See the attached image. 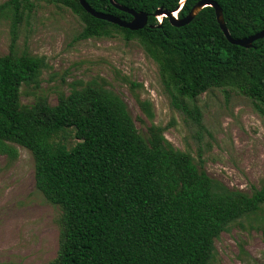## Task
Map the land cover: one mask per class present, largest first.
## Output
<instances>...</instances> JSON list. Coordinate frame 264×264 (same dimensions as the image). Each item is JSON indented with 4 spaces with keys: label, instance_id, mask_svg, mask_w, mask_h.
<instances>
[{
    "label": "trees",
    "instance_id": "obj_1",
    "mask_svg": "<svg viewBox=\"0 0 264 264\" xmlns=\"http://www.w3.org/2000/svg\"><path fill=\"white\" fill-rule=\"evenodd\" d=\"M145 12L148 25L132 31L95 18L80 0H46L70 9L82 22L77 40L121 35L136 40L157 64L171 105L205 130L196 100L213 90L233 89L264 114V38L253 47L232 44L214 8H203L187 25L159 24L157 9L175 11L181 0H114ZM201 0H185L184 18ZM235 39L264 31V0H212ZM94 10L130 21L110 0H86ZM36 5L8 0L0 16L11 18L10 51L0 56V154L28 149L35 161L36 187L62 211V232L52 264H211L215 240L244 218L264 220V187L252 194L232 190L176 149L152 125L145 138L126 103L97 81L52 105L37 98L21 103L23 85H39L44 57L17 54L18 28ZM152 25L153 27H151ZM141 107L150 118L149 102ZM77 143L67 145V130Z\"/></svg>",
    "mask_w": 264,
    "mask_h": 264
},
{
    "label": "rangeland",
    "instance_id": "obj_2",
    "mask_svg": "<svg viewBox=\"0 0 264 264\" xmlns=\"http://www.w3.org/2000/svg\"><path fill=\"white\" fill-rule=\"evenodd\" d=\"M31 1L36 8L19 25L15 51L44 57L47 66L39 85H23V105L37 98L54 105L60 93L97 81L126 103L145 138L152 125L159 126L176 149L189 153L214 180L247 194L264 187V114L249 98L233 89L203 93L196 100L205 127L199 130L171 105L157 64L136 40L119 34L77 40L83 24L70 9ZM156 18L159 22L161 17ZM11 40V18L0 16V56L9 53ZM141 102L150 103L152 118ZM66 142L69 147L78 142L73 129L67 130ZM14 147L15 157L0 154V264H52L62 211L37 189L33 154ZM211 264H264V220L252 216L232 223L215 240Z\"/></svg>",
    "mask_w": 264,
    "mask_h": 264
},
{
    "label": "water",
    "instance_id": "obj_3",
    "mask_svg": "<svg viewBox=\"0 0 264 264\" xmlns=\"http://www.w3.org/2000/svg\"><path fill=\"white\" fill-rule=\"evenodd\" d=\"M110 1L117 9L130 14L132 16V20L126 21V20H123V19H121L115 15L96 11L92 7H90V5L86 2V0H80L82 6L87 10L88 13H90L95 18L108 21V22L116 24L122 28H127V29L132 30V31H137V30L143 29L144 27H146L148 25L149 15L146 14L145 12H141V11L139 12V11H136L134 9H129L128 7H125V6H122L118 3H116L114 0H110ZM184 3H185V0H181L178 8L173 12H168V11H165L163 8H159L154 13V16L155 17H157V16L161 17L159 24H161L163 19L166 17L169 19L170 23L173 26L181 27V26H185V25L189 24L203 8L210 6V7L214 8V10H215L217 22H218L221 30L223 31L225 36L228 38V40L232 44L242 46L245 48H251V47H253V43L256 40L264 38V31L258 32L256 34L250 36V37H247V38H241V39L233 38L229 32L227 25H226L223 10H222L221 6L217 2L212 1V0H201V1H199L184 18H179L177 15L179 14V11L183 7ZM174 13H176V16L174 15ZM150 26L153 27L152 25H150Z\"/></svg>",
    "mask_w": 264,
    "mask_h": 264
},
{
    "label": "bare ground",
    "instance_id": "obj_4",
    "mask_svg": "<svg viewBox=\"0 0 264 264\" xmlns=\"http://www.w3.org/2000/svg\"><path fill=\"white\" fill-rule=\"evenodd\" d=\"M174 15L176 16V13H174Z\"/></svg>",
    "mask_w": 264,
    "mask_h": 264
}]
</instances>
